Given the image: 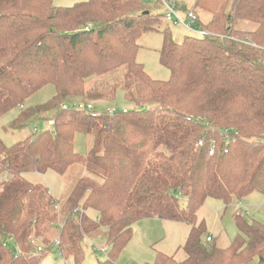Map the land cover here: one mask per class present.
<instances>
[{"label":"trees","instance_id":"16d2710c","mask_svg":"<svg viewBox=\"0 0 264 264\" xmlns=\"http://www.w3.org/2000/svg\"><path fill=\"white\" fill-rule=\"evenodd\" d=\"M194 9L210 15L211 35L177 43L143 0H0V121L16 110L12 128L38 113L55 120L10 146L0 137V264H42L57 239L61 256L82 264L83 243L101 235L110 250L97 264H117L145 219L191 228L184 261L158 253L153 264H264V223L237 208L240 234L221 249L203 240L198 219L209 198L264 194V0H196ZM158 32L167 81L137 61L140 38ZM47 86L53 97L27 107ZM120 96L127 113L63 109ZM77 134L93 140L85 155ZM73 167L87 175L64 201L25 178Z\"/></svg>","mask_w":264,"mask_h":264},{"label":"rangeland","instance_id":"374dc122","mask_svg":"<svg viewBox=\"0 0 264 264\" xmlns=\"http://www.w3.org/2000/svg\"><path fill=\"white\" fill-rule=\"evenodd\" d=\"M85 1L87 0H53V6L56 8H71L75 4ZM178 1L180 4L184 5L185 10L194 9L196 2V0ZM144 6L150 9L152 14L162 16L159 27L161 30H168L175 42L182 43L185 38L194 37L192 33L185 30L182 26H173L167 23L164 19L165 7L157 0L144 1ZM195 11L198 13L201 23L207 25L211 20L210 15L201 9ZM160 32L148 33L140 38L138 41L140 47L137 54V61L144 65L146 72L153 79L167 81L170 78V72L160 63V50L163 44V36ZM54 94V87L47 86L29 99L26 105L27 107L43 105L47 103ZM121 100L122 96L113 103L102 101L96 104L97 106L93 105L97 111L101 110V108H117L118 110L128 109L129 106ZM25 108L26 107H24V109ZM16 111L10 113L0 121V137L7 146L13 145L33 135L36 129L38 132L47 130V121L54 115L52 114L50 116L45 112L38 113L33 120L29 121L25 126H13L15 128H12V122L19 113V111ZM92 142V138L86 137L83 134H77L75 136L76 153L79 155L87 154L92 147ZM80 173V168L73 167L65 176H60L50 171L46 175L37 173L27 174L25 178L31 183L47 186L55 199L64 201L70 194L75 182L79 178L87 175L84 169L83 173ZM184 203L183 201V204ZM238 207L241 212L237 211ZM237 212L249 216L252 220L264 223V194L254 193L242 201L233 198L230 204H225L222 200L215 198L207 199L198 212L199 222L203 223L204 226L203 240L206 242L207 238L210 237L213 239V243H216L219 248H227L240 234L234 220V215ZM190 229V226L185 223L161 221L157 219H145L136 222L133 225L132 238L121 252L116 263L153 264L158 253H163L168 256L175 255L177 261L182 262L186 259V254L181 248H183L188 240ZM99 238L96 241L93 239L86 240L83 243L84 260L82 264H97L99 261H105L108 258L110 249L108 248V252L106 253L101 252L102 248L108 246L103 239V235L99 236ZM42 264L77 263L73 258H63L58 248L53 245L49 251L45 253ZM250 264H258L257 259H254Z\"/></svg>","mask_w":264,"mask_h":264},{"label":"built area","instance_id":"2783aa9c","mask_svg":"<svg viewBox=\"0 0 264 264\" xmlns=\"http://www.w3.org/2000/svg\"><path fill=\"white\" fill-rule=\"evenodd\" d=\"M143 1H148V0H143ZM157 1L160 2L165 7L164 19L166 20L168 24H171L173 26H182L185 30L192 33L194 36L198 38H205L211 35V33L207 29L204 28L205 24L201 23L198 13L195 11V9L185 10L184 5L180 4L178 0H157ZM23 109H24V106H21L20 110H23ZM63 109L65 110L73 109V110L86 112V113H91L95 111L94 105L92 103H87V102H74V103L66 104L63 106ZM106 111L110 115H115L118 112L127 113V109L118 110L117 108H107ZM47 122H48L47 129H53L55 126V120L53 118H50V120H48ZM206 124L207 126L210 125L208 123ZM39 132L36 129L34 131V134L39 133ZM225 143L227 146L228 145L227 136H226ZM202 145H203V142H199V146H202ZM215 152H216V147L214 143L212 144L210 148L209 155L214 156ZM224 153H227V151L224 150ZM0 190H1V187H0ZM207 241L210 242L211 238L208 237ZM32 242L36 248L34 255L42 256L43 253L45 252V247L40 245L38 241H32ZM54 246H56L57 248L60 246V241L58 239L54 242ZM101 252H104V253L108 252V248H102Z\"/></svg>","mask_w":264,"mask_h":264},{"label":"crops","instance_id":"0c3cea01","mask_svg":"<svg viewBox=\"0 0 264 264\" xmlns=\"http://www.w3.org/2000/svg\"><path fill=\"white\" fill-rule=\"evenodd\" d=\"M257 193V192H256ZM254 194V193H253ZM253 194H251V195H253ZM241 207V206H240ZM92 215H94V214H92ZM252 216V215H251ZM158 220V219H157ZM162 221V220H161Z\"/></svg>","mask_w":264,"mask_h":264}]
</instances>
